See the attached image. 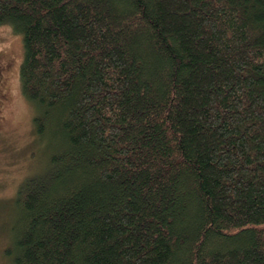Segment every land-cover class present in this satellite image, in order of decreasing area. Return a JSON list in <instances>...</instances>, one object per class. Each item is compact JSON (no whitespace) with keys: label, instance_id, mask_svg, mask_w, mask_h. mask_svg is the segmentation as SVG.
<instances>
[{"label":"trees","instance_id":"1","mask_svg":"<svg viewBox=\"0 0 264 264\" xmlns=\"http://www.w3.org/2000/svg\"><path fill=\"white\" fill-rule=\"evenodd\" d=\"M0 26L48 151L10 264H264V0H0Z\"/></svg>","mask_w":264,"mask_h":264},{"label":"rangeland","instance_id":"2","mask_svg":"<svg viewBox=\"0 0 264 264\" xmlns=\"http://www.w3.org/2000/svg\"><path fill=\"white\" fill-rule=\"evenodd\" d=\"M23 59L20 35L0 26V264L11 263L5 251L16 214L13 200L23 181L43 170L48 156L34 131L36 111L22 93Z\"/></svg>","mask_w":264,"mask_h":264}]
</instances>
